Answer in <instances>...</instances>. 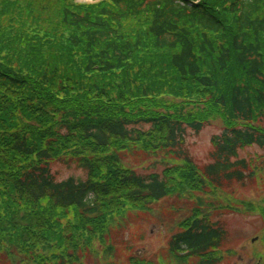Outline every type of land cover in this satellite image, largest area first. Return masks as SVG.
I'll return each mask as SVG.
<instances>
[{
	"label": "trees",
	"instance_id": "trees-1",
	"mask_svg": "<svg viewBox=\"0 0 264 264\" xmlns=\"http://www.w3.org/2000/svg\"><path fill=\"white\" fill-rule=\"evenodd\" d=\"M216 119L197 164L187 133ZM252 146L264 150V0H0L3 264H83L97 244L112 256L117 218L189 193L165 258L220 264L228 232L210 199L255 177L239 157ZM141 155L172 163L126 168ZM57 162L86 177L58 181ZM260 217L264 231V204Z\"/></svg>",
	"mask_w": 264,
	"mask_h": 264
},
{
	"label": "rangeland",
	"instance_id": "rangeland-1",
	"mask_svg": "<svg viewBox=\"0 0 264 264\" xmlns=\"http://www.w3.org/2000/svg\"><path fill=\"white\" fill-rule=\"evenodd\" d=\"M142 125L141 128H148V125ZM222 131L219 119L213 120L198 134L189 130L185 143L189 156L197 164L207 163L212 150L211 139ZM239 157L252 161V167H256L254 172L258 169L255 177L250 181L246 180L244 185L235 184L210 199L212 202L218 200L213 204V208L217 210L213 213V220L228 232V239L222 249L224 258L220 264H264V245L260 240L262 232L264 233L260 217V206L264 204V150L258 146L248 147L239 152ZM169 161L161 155H141L128 157L123 163L126 168L147 175L161 174ZM52 171L58 181L70 177H86V172L82 169L60 162L52 164ZM199 196L206 202L209 201L207 195ZM196 198V194L189 193L177 199H165L153 204L147 212L128 210L116 220L121 226L119 231L112 234L113 243L111 239L106 241L115 253L106 257L102 253L104 246L97 244L93 254L86 257L83 264H105L110 261L128 264L131 255L145 259L149 264H169L168 256L165 258L169 239L178 231L177 223L187 217L196 205ZM238 201L241 205H237ZM255 237L258 238L252 243L251 240ZM226 251H229L228 254ZM3 263L0 261V264Z\"/></svg>",
	"mask_w": 264,
	"mask_h": 264
},
{
	"label": "water",
	"instance_id": "water-1",
	"mask_svg": "<svg viewBox=\"0 0 264 264\" xmlns=\"http://www.w3.org/2000/svg\"><path fill=\"white\" fill-rule=\"evenodd\" d=\"M256 239H253L252 242H254Z\"/></svg>",
	"mask_w": 264,
	"mask_h": 264
}]
</instances>
